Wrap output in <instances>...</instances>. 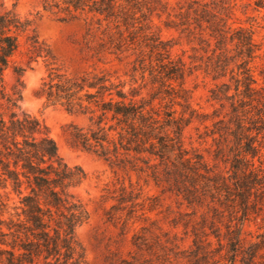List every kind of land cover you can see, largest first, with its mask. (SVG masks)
<instances>
[{"label":"trees","instance_id":"trees-1","mask_svg":"<svg viewBox=\"0 0 264 264\" xmlns=\"http://www.w3.org/2000/svg\"><path fill=\"white\" fill-rule=\"evenodd\" d=\"M37 1L38 14L83 22L94 63L67 76L32 21L1 9L0 0V264H88L76 231L89 214L73 192L87 173L59 159L37 118L17 114L26 68L13 57L23 46L27 67H47L38 92L45 104L89 121L86 129L68 126L70 145L128 176L106 184L101 201H111L106 222L122 235L133 231V250L106 264H264V64L256 65L253 30L232 22L236 0ZM240 1L264 10V0ZM155 19L190 45L189 64L172 56L176 43L162 39ZM128 58L123 75L108 67ZM195 71L214 82L211 114L191 104L184 84ZM194 122L203 127L200 143L210 140L212 163L185 144ZM149 185L159 194L146 193ZM177 230L191 239L187 249Z\"/></svg>","mask_w":264,"mask_h":264},{"label":"rangeland","instance_id":"rangeland-1","mask_svg":"<svg viewBox=\"0 0 264 264\" xmlns=\"http://www.w3.org/2000/svg\"><path fill=\"white\" fill-rule=\"evenodd\" d=\"M237 9L232 22L235 25L249 27L254 32V39L260 44V58L256 60L258 67L264 64V10H254L252 6H245L244 1L236 0ZM3 10H14L19 17L32 21L31 28L35 30L40 40L46 42L56 59L57 66L69 77H76L89 70L94 61L89 58V54L84 49L85 27L82 21L70 23H60L47 12L39 11L37 0H1ZM155 23L160 25V35L164 40H174L176 43L172 48L174 58L181 57L189 64V55L192 53L190 45L185 40L179 39L178 34L173 29L165 28L161 22L155 19ZM25 48H21L13 57V61L26 68L23 76L25 88L21 94L17 114L30 115L46 126L50 137L57 146L59 159L68 167H81L88 176L87 181L80 187L73 190L77 198L84 205L89 214L86 224L76 231V239L83 246L88 264H106L108 257L127 258L131 252L132 230L122 235L121 230L106 222L104 213L111 205V201L103 203L101 201L102 188L109 184H115L117 180H127L128 176L120 171L115 172L101 158L84 152L70 145L68 142L67 128L70 124H76L80 128L86 129L89 121L85 116L73 115L66 112L62 107H53L45 104L44 98L38 95L41 84L47 76V67L42 61L32 63L30 67L26 65L24 56ZM131 58L123 60L121 63L113 62L110 66L119 75H123L129 69ZM98 68H104L98 64ZM258 74V71H256ZM7 84L13 82L11 70L5 72ZM185 87L192 92L191 104L193 108L200 112L211 114L218 106L209 101V90L214 87V82L205 77L200 71L193 72L185 80ZM147 96V92H143ZM178 111L179 107H175ZM209 124V123H208ZM203 131V127L194 122L186 128L184 132L185 144L187 147L199 148L206 159L212 163L211 156L204 151L210 145L200 143L197 139L196 128ZM261 161L264 163V148L261 151ZM135 181L134 175L130 174ZM141 184H143L141 182ZM144 191L150 195L159 194V190L154 186H144ZM165 206H172L176 209L174 198L164 197ZM260 223V222H258ZM165 230L170 228L163 224ZM258 225L251 224L249 229L257 231ZM180 237H184L181 230H177ZM191 243L189 237H184L181 248L187 249Z\"/></svg>","mask_w":264,"mask_h":264}]
</instances>
